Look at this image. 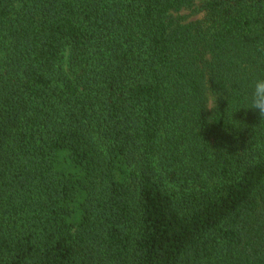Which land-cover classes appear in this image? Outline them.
Here are the masks:
<instances>
[{
	"label": "trees",
	"instance_id": "obj_1",
	"mask_svg": "<svg viewBox=\"0 0 264 264\" xmlns=\"http://www.w3.org/2000/svg\"><path fill=\"white\" fill-rule=\"evenodd\" d=\"M261 75L264 0H0V264H264Z\"/></svg>",
	"mask_w": 264,
	"mask_h": 264
},
{
	"label": "clouds",
	"instance_id": "obj_2",
	"mask_svg": "<svg viewBox=\"0 0 264 264\" xmlns=\"http://www.w3.org/2000/svg\"><path fill=\"white\" fill-rule=\"evenodd\" d=\"M250 88L251 93L248 97H246L247 106L243 108L258 111L261 121L264 122V75L254 78L250 84ZM216 100L217 98L213 100L208 109L214 110L216 108ZM210 118L209 123L213 122Z\"/></svg>",
	"mask_w": 264,
	"mask_h": 264
},
{
	"label": "rangeland",
	"instance_id": "obj_3",
	"mask_svg": "<svg viewBox=\"0 0 264 264\" xmlns=\"http://www.w3.org/2000/svg\"><path fill=\"white\" fill-rule=\"evenodd\" d=\"M202 0H196V4L199 5L201 3ZM176 17H184V22H190V21H194L197 20L199 18H201L203 16L202 13H199L195 10V8L191 9V10H183L182 12H180L179 14H175ZM212 103V101H211Z\"/></svg>",
	"mask_w": 264,
	"mask_h": 264
}]
</instances>
